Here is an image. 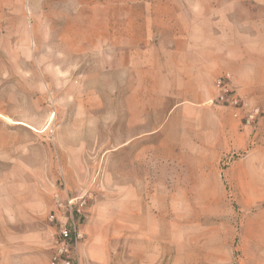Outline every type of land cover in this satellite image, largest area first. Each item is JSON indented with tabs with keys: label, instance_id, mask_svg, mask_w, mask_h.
Segmentation results:
<instances>
[{
	"label": "rangeland",
	"instance_id": "obj_1",
	"mask_svg": "<svg viewBox=\"0 0 264 264\" xmlns=\"http://www.w3.org/2000/svg\"><path fill=\"white\" fill-rule=\"evenodd\" d=\"M149 1L0 0V264H48L56 236L50 216L77 196L86 199L79 264H151L149 238L169 237V224L185 219L181 208L204 234L233 229L228 264H244L241 234L264 228V199L227 194L220 172L199 175L219 140L211 118L226 108L179 102L180 90L202 92L172 84L195 60L182 56L180 64L164 52L171 39L148 23ZM142 183L177 195L121 197ZM131 221L141 228L124 225Z\"/></svg>",
	"mask_w": 264,
	"mask_h": 264
},
{
	"label": "crops",
	"instance_id": "obj_2",
	"mask_svg": "<svg viewBox=\"0 0 264 264\" xmlns=\"http://www.w3.org/2000/svg\"><path fill=\"white\" fill-rule=\"evenodd\" d=\"M148 4L151 6L148 23L159 24L163 35L167 34L171 39L163 45L164 52L181 58L193 56L195 60L193 70L185 72L180 68L179 78L174 73L173 80L178 82L172 84L180 87L195 85L202 88V92L194 94L180 90L179 102L205 103L212 100L217 94L215 79L228 75L244 100L264 106V14L253 16L251 9L247 13L239 9L243 5L262 11L264 0H150ZM154 30L156 32L158 28ZM156 46H160L159 41ZM184 62L182 58L180 64ZM166 77L170 79L168 75ZM175 119V112H172L163 121L164 134L171 133L170 125ZM183 119L187 121V118ZM211 119L219 140L210 145L213 160L204 168H197L199 175L220 172L222 183L228 186V190L224 187L227 194L241 200L264 199V114L254 128L242 126L229 108L224 112L216 111ZM183 133H187L186 128ZM220 162L223 167H220ZM140 188H126L123 192L131 194H122L121 197L170 199L177 195L171 189L157 191L145 188L143 183ZM178 195L185 199L188 197L187 192L180 191ZM149 211L151 213L146 214H159L155 215L150 208ZM136 214L133 209L132 216L136 217ZM180 214L185 215V219L181 218L175 225L169 224V237L160 240L149 238L151 250L147 253L152 259L151 264H228L233 252L234 230L225 232L220 228L204 234L200 222L188 223L186 208H181ZM124 225L137 230L141 228L134 221ZM172 230L179 233L172 235ZM193 230L195 234L187 233ZM252 233L254 237L248 239ZM241 241H248L247 248L244 247V264H264V228L244 230ZM167 248L173 249L168 253ZM222 250L227 256L223 261L219 255ZM257 253L258 258L255 257Z\"/></svg>",
	"mask_w": 264,
	"mask_h": 264
},
{
	"label": "built area",
	"instance_id": "obj_3",
	"mask_svg": "<svg viewBox=\"0 0 264 264\" xmlns=\"http://www.w3.org/2000/svg\"><path fill=\"white\" fill-rule=\"evenodd\" d=\"M217 94L212 99L214 104L231 109L232 116L242 126L253 128L262 116L261 108L244 101L231 84L228 75H220L214 81ZM86 199L77 196L58 203L60 215L50 216L55 222L56 236L53 255L48 264H79L77 248L83 237L80 220L84 215Z\"/></svg>",
	"mask_w": 264,
	"mask_h": 264
}]
</instances>
